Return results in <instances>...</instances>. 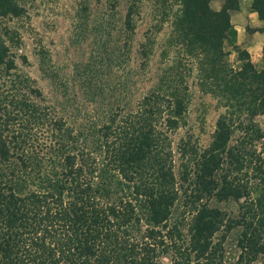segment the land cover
<instances>
[{
	"label": "trees",
	"instance_id": "obj_1",
	"mask_svg": "<svg viewBox=\"0 0 264 264\" xmlns=\"http://www.w3.org/2000/svg\"><path fill=\"white\" fill-rule=\"evenodd\" d=\"M11 1L0 0V13L19 16L21 9ZM137 1L141 0H132V5ZM211 1L161 0L165 8L179 5L171 23L170 44L182 48L186 64L197 60L204 67L206 80L216 84L215 90L236 112H247L249 118L264 116V71L255 68L245 50L238 53L239 69L225 61L224 42L228 38L232 42L235 35L230 12L238 10L241 0H222L218 11L211 9ZM250 8L264 24V0H252ZM132 13L129 6L127 31L133 30ZM5 56L6 50L0 48V63ZM174 67L179 70L178 61ZM171 78L164 80L172 87L144 96L136 111L120 119L114 114L99 126L92 147L84 143L87 136L79 133L78 142L74 131L58 126L54 118L33 115L32 130L46 126L51 134L32 133V156L19 155L21 172L12 186L3 181L0 168V264H155L160 248L166 254L173 249L172 264H179L183 251L158 231L146 229L142 234L137 213L143 206L150 223L158 227L168 220L177 201L163 128L169 125L163 123L161 102L173 101L171 114L181 115L184 107L179 95L187 87L182 86L183 77ZM251 122L242 129L250 130L254 140L264 139V132ZM232 133L230 119L220 116L209 150L197 157L194 202L208 196L239 202L249 196L238 177L247 168L245 154L239 146L229 145ZM6 158L8 150L0 144V159ZM249 205L263 219L258 217V224L243 221L239 243L242 250L257 256L264 254V190L262 198ZM222 215L220 209L203 205L193 216L187 250L197 260L194 264L207 259L212 239L222 228ZM233 223L228 230L238 225Z\"/></svg>",
	"mask_w": 264,
	"mask_h": 264
},
{
	"label": "rangeland",
	"instance_id": "obj_2",
	"mask_svg": "<svg viewBox=\"0 0 264 264\" xmlns=\"http://www.w3.org/2000/svg\"><path fill=\"white\" fill-rule=\"evenodd\" d=\"M13 1L21 9L19 16L0 13V48L6 50L4 62L0 63V110L5 111L0 123V144L8 150L7 160L0 159V168L6 185L12 186L16 182L14 176L21 172L19 155L27 152L32 156V133L37 137L51 134L46 126L32 130L33 115L54 118L58 126L74 131L77 137L79 133L87 136L84 143L92 147L98 127L112 115L120 119L136 111L144 96L172 87L166 84L165 76L171 80L179 75L183 77L182 86L187 87L179 95L182 114H171L173 101L161 102L163 123L169 125L163 128L178 197L168 220L158 227L150 223L145 208L138 207L140 231L143 234L146 229H153L169 236L172 245L184 253L179 264H194L197 260L187 250L190 223L201 206L216 207L223 214L222 228L212 239L207 259L198 261L264 264V254H249L239 243L241 223L258 224L263 219L249 202L261 199L264 190V139L254 140L252 132L242 126L252 121L264 132V116L249 118L247 112H236L215 90L216 84L206 80L204 67L197 60L186 64L180 55L182 48L171 46V23L179 5L173 3L165 8L161 0H141L134 5L132 0ZM222 2L211 1V9ZM0 4L3 6V2ZM129 6H133L132 31L124 26ZM261 23L260 32L264 26ZM253 31L246 25L239 36L246 40ZM253 45V54L247 51L251 62L258 71H264V45ZM241 50L229 38L225 40V61L234 70L242 65L238 58ZM176 61L179 70L174 67ZM220 116L231 121L229 145L239 146L245 154L247 168L238 177L248 188L249 196L239 202H220L211 196L194 202L197 157L209 150ZM233 222L238 225L228 230ZM160 250L155 264H172L173 249L167 254Z\"/></svg>",
	"mask_w": 264,
	"mask_h": 264
},
{
	"label": "crops",
	"instance_id": "obj_3",
	"mask_svg": "<svg viewBox=\"0 0 264 264\" xmlns=\"http://www.w3.org/2000/svg\"><path fill=\"white\" fill-rule=\"evenodd\" d=\"M250 4V0H241L239 2L238 10L230 12V24L231 30L235 33L234 38L232 37L233 39H231L233 45L242 47L243 50L248 51L249 54L252 55L254 42H257L258 45L260 43V45L263 46L264 36L259 31L262 23L259 20L257 14L251 10ZM221 6L222 3H219V5L213 10L218 11L220 10ZM246 25H249L254 31L253 34L245 40L244 37L241 38V36H239V31L243 30Z\"/></svg>",
	"mask_w": 264,
	"mask_h": 264
}]
</instances>
